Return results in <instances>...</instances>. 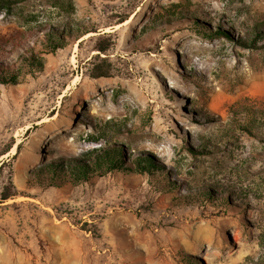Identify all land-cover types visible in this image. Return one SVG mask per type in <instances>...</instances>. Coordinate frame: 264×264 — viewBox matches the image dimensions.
<instances>
[{
	"label": "rangeland",
	"instance_id": "1",
	"mask_svg": "<svg viewBox=\"0 0 264 264\" xmlns=\"http://www.w3.org/2000/svg\"><path fill=\"white\" fill-rule=\"evenodd\" d=\"M0 40V264H264V0H0ZM111 146L158 168L48 183Z\"/></svg>",
	"mask_w": 264,
	"mask_h": 264
},
{
	"label": "trees",
	"instance_id": "2",
	"mask_svg": "<svg viewBox=\"0 0 264 264\" xmlns=\"http://www.w3.org/2000/svg\"><path fill=\"white\" fill-rule=\"evenodd\" d=\"M70 32V29L68 30ZM222 33L223 31H219ZM25 38H29L26 36ZM46 50L48 52H55L58 48L62 47L61 32L47 31L45 33ZM2 46H9L0 40V49L4 53H0L1 56H7V49ZM26 64L35 70H41L44 66V59L42 56L36 53H30L27 57H24ZM21 75L20 66L5 63L4 59H0V87L6 84H16L19 82ZM158 165L148 156L139 157L136 160L135 166L127 164L124 161L121 148L116 146L105 147L99 150H90L83 157L73 160H66L60 162H52L46 165L45 169L49 174L48 183L57 184L59 181L67 177V173L71 175L75 182L87 180L93 175H105L113 170L124 169L129 172H146L153 168H158ZM12 193L6 192L2 194L1 198L5 199L11 196ZM225 199V198H224ZM223 199V200H224Z\"/></svg>",
	"mask_w": 264,
	"mask_h": 264
},
{
	"label": "bare ground",
	"instance_id": "3",
	"mask_svg": "<svg viewBox=\"0 0 264 264\" xmlns=\"http://www.w3.org/2000/svg\"><path fill=\"white\" fill-rule=\"evenodd\" d=\"M19 141V140H18ZM15 149V148H14Z\"/></svg>",
	"mask_w": 264,
	"mask_h": 264
}]
</instances>
